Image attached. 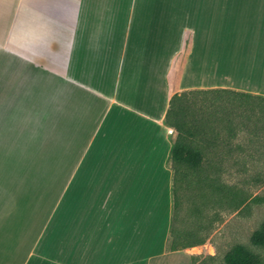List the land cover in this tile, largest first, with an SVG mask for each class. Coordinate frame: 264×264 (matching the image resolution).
<instances>
[{"label": "crops", "instance_id": "crops-1", "mask_svg": "<svg viewBox=\"0 0 264 264\" xmlns=\"http://www.w3.org/2000/svg\"><path fill=\"white\" fill-rule=\"evenodd\" d=\"M184 53L177 91L264 96V0H0V264H195L171 247Z\"/></svg>", "mask_w": 264, "mask_h": 264}, {"label": "rangeland", "instance_id": "rangeland-1", "mask_svg": "<svg viewBox=\"0 0 264 264\" xmlns=\"http://www.w3.org/2000/svg\"><path fill=\"white\" fill-rule=\"evenodd\" d=\"M184 55L176 61L175 76ZM206 98L196 93L184 103L189 116L210 115L212 121L205 129L217 139V145L193 149H202L205 156H222L223 162L207 164L188 175L176 209V227L185 243L201 242L188 246L196 253L195 264H225V254L236 244L264 257V248L250 241L252 232L264 224V203L229 209L213 188L219 183L233 185L252 196H264V100L257 102L227 91ZM207 103L211 108H204ZM194 139L203 140L198 134Z\"/></svg>", "mask_w": 264, "mask_h": 264}, {"label": "trees", "instance_id": "trees-1", "mask_svg": "<svg viewBox=\"0 0 264 264\" xmlns=\"http://www.w3.org/2000/svg\"><path fill=\"white\" fill-rule=\"evenodd\" d=\"M178 74L175 76L170 73V87L172 90L169 109L166 114L167 123L172 126L177 134L172 150V167L174 170V188H173V203L174 216L172 235V249H179L188 246H193L199 243H185L181 239V230L176 226V209L180 204L181 191L184 183L188 179V175L207 165L223 162L222 156L219 155H203V146H216L217 139L212 138L213 134L205 129L211 123L210 115L204 116H189L187 114L188 105L184 103V99L197 94H203L206 97L217 94L220 91H227L241 96L248 97L253 101L264 100V96L253 95L250 93L240 92L227 88H211V89H188L177 91ZM211 98V96H210ZM208 99V98H206ZM188 100V99H187ZM212 100L210 99V103ZM207 103L204 108H211V104ZM198 134L203 140H195V135ZM218 156V157H217ZM227 188L225 191H220V188ZM214 191L220 193L218 200H226L227 207L233 210H242L250 206L251 203H264V196L250 195L248 191L239 189L233 185L217 184L213 185ZM224 198V199H221ZM225 203V204H226ZM250 241L264 248V224L261 228L254 230L250 236ZM225 264H264V257L251 251L243 244L234 245L225 254Z\"/></svg>", "mask_w": 264, "mask_h": 264}, {"label": "bare ground", "instance_id": "bare-ground-1", "mask_svg": "<svg viewBox=\"0 0 264 264\" xmlns=\"http://www.w3.org/2000/svg\"><path fill=\"white\" fill-rule=\"evenodd\" d=\"M234 65H235V66H234ZM234 65H233V66L228 65V67L231 68V71H232V74H233V75H235V74L238 75V72H239V71H242V72H245V73L248 72V71H250V70H248V69H246V68H243V67L240 68V67H239L238 65H236V64H234ZM253 69H255V67L252 68V70H253ZM196 73H198V74H200V75L202 74L201 70H199L198 68H197V70H196ZM200 75H199V77H200L199 79H202V77H201ZM141 175H142V174H141ZM110 176H111V177H110ZM110 176H108V177H110V179H111L113 176H112V175H110ZM114 177H115V175H114ZM107 179H109V178H107ZM110 179H109V180H110ZM114 179H116V178H114ZM114 179H113V180H114Z\"/></svg>", "mask_w": 264, "mask_h": 264}]
</instances>
